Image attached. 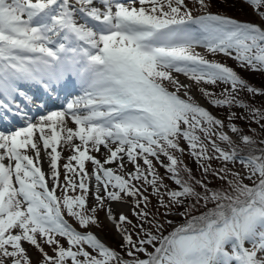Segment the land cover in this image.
<instances>
[{"label":"snow or ice","instance_id":"obj_1","mask_svg":"<svg viewBox=\"0 0 264 264\" xmlns=\"http://www.w3.org/2000/svg\"><path fill=\"white\" fill-rule=\"evenodd\" d=\"M236 2L0 0V264H264V107L241 97L264 87L237 71L264 73V0H239L256 21L212 11ZM129 198L136 239L109 203Z\"/></svg>","mask_w":264,"mask_h":264},{"label":"rangeland","instance_id":"obj_2","mask_svg":"<svg viewBox=\"0 0 264 264\" xmlns=\"http://www.w3.org/2000/svg\"><path fill=\"white\" fill-rule=\"evenodd\" d=\"M212 11L213 12L224 11L228 15H230L232 17H235V18H238L240 20H244V21H248V20L256 21L257 20V17L253 13L252 9L250 7L244 5V4L239 3V0H237V2L235 4V7H225L224 5H221V4L217 3L216 6L212 8ZM219 56H221V55H219ZM208 58L209 59H214V58L216 59V57H213L211 54L208 55ZM218 60H221L222 62H225V63L229 64L230 66H233L234 68H236V62L234 60L230 59V58L220 57V58H218ZM237 71L240 72V74L242 76L247 78L253 86L264 87V73L248 72V71H245V70L240 69V68H237ZM221 87H223V86H221ZM216 91L218 92L219 89H216ZM241 97H242V99L244 100V102L246 104H251V105H253L254 107H257V108L264 107V95L257 94L256 96H252L251 93L242 92L241 93ZM201 100H202L201 103H205L203 98H201ZM233 110L237 113L238 116H241V115L247 116V115H249V113L245 112V109L240 108V107H237V108H235ZM212 111L214 113L219 114L221 118H226V116H227V110L226 109L212 108ZM235 123L246 134L251 135L252 134V129H256L257 132H259L258 125L255 123V121H252L250 126H249V123H248V121L246 119H237V120H235ZM225 130L228 131L229 135H234L233 133H231L230 129H225ZM181 143H182V146L186 149L185 154L182 156V160H183L184 164H186L189 168H191L193 170V172L196 173L197 177L199 178V172L196 171V169H197L196 162L189 154H187L188 146H187L186 142L182 141ZM219 143H221V145L224 146L223 142H219ZM93 154H95V153H93ZM175 154L178 155V156L180 155L178 152L175 153ZM68 155H69L68 152H64V154L62 156V159H61V162H60L61 165L63 163L67 162L66 158H67ZM160 159L163 160L165 164L168 163V160H167L166 157L161 156ZM211 163H212L213 167H218L219 164H220V162L216 161V160H213ZM154 164H156V168H157L158 173L161 176H165L166 175L165 168L161 167L160 164L158 162H156V161H154ZM86 166L89 169H91V164L90 163H87ZM111 166L115 167V165H111ZM229 167H232V165L229 164ZM239 167L240 166L237 165V168H239ZM131 168H132V166L128 165V169L130 170ZM61 174L64 175L63 169H61ZM209 179L212 180V177H209ZM165 182L172 188H176L177 187L174 184V182L171 181L170 179L166 178ZM246 182H248V181H246ZM216 183H217V181L213 180L212 181V186H214ZM69 194H74V193L70 192ZM145 194L150 196V200H151L150 207H152L154 209L157 206V199H156L155 195L152 193V190H151L150 187H148V190H147V192ZM94 203L95 202H94L91 194H89V206H92ZM127 204H130V205H123L124 208H121V207L114 208V212H115L116 215H118L121 212H123L126 216H128V218L132 221V225H125V227L128 228V231L133 234V238L136 239L137 238L136 237V232L139 231V229L134 228L133 225L137 224L138 218H137V216L135 215V213L133 211V208L135 207V205L132 203V198H129V202ZM161 211H163V210H161ZM104 213H105V210H98L97 215L101 219V216L103 217L105 215ZM172 218L173 217H169V219H172ZM97 228L102 234L106 235L109 238L108 239L109 242L107 243L109 246L115 248L116 250L118 248L117 251H121L120 245L122 243H124V241L122 240L120 235H117V230L116 229H115V231L112 232L113 236H111V235H108V231L105 228H102L101 226L97 227ZM117 236H118V238H117ZM32 250H33V252H36L35 249H32ZM33 252H32V254H34ZM36 253L39 254L38 252H36Z\"/></svg>","mask_w":264,"mask_h":264},{"label":"bare ground","instance_id":"obj_3","mask_svg":"<svg viewBox=\"0 0 264 264\" xmlns=\"http://www.w3.org/2000/svg\"><path fill=\"white\" fill-rule=\"evenodd\" d=\"M72 125H73V124L70 123V126H72ZM42 167H43L44 170L47 169L46 164H45V161L42 162ZM120 207H122V206H120Z\"/></svg>","mask_w":264,"mask_h":264}]
</instances>
